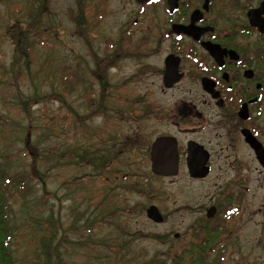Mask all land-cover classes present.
<instances>
[{
    "label": "rangeland",
    "instance_id": "374dc122",
    "mask_svg": "<svg viewBox=\"0 0 264 264\" xmlns=\"http://www.w3.org/2000/svg\"><path fill=\"white\" fill-rule=\"evenodd\" d=\"M138 9L134 0H0V163L27 178L23 195L7 194L16 264H41L54 224L69 264H174L197 240L193 221L221 181L151 172L150 144L175 133L169 113L190 84L163 89L160 11L141 18L153 31H122ZM150 205L161 223L146 217ZM259 218L241 231L264 235Z\"/></svg>",
    "mask_w": 264,
    "mask_h": 264
},
{
    "label": "flooded vegetation",
    "instance_id": "af4514ba",
    "mask_svg": "<svg viewBox=\"0 0 264 264\" xmlns=\"http://www.w3.org/2000/svg\"><path fill=\"white\" fill-rule=\"evenodd\" d=\"M134 1L139 9L122 31H153L141 18L160 11L163 89L190 84L171 121L163 118L175 133L155 137L149 159L158 137H173L178 172L221 181L193 221L197 240L181 250V264H264V235L241 231L253 215L264 227V0ZM167 58L179 75L171 86L163 80Z\"/></svg>",
    "mask_w": 264,
    "mask_h": 264
},
{
    "label": "trees",
    "instance_id": "16d2710c",
    "mask_svg": "<svg viewBox=\"0 0 264 264\" xmlns=\"http://www.w3.org/2000/svg\"><path fill=\"white\" fill-rule=\"evenodd\" d=\"M30 18L32 16H29ZM36 18H31L35 21ZM32 26V25H31ZM34 28L37 27L33 24ZM27 179V178H26ZM26 179L22 173L15 175L8 174L7 170L2 167L0 163V264H16L13 260L10 251V243L12 237L11 226H9V203L7 194L10 189L23 195L26 190ZM29 179V178H28ZM57 226L54 224L53 228L46 236L40 240V256L41 264H69L62 258V251L60 248L63 243L55 241L57 235ZM182 258H174V264H181Z\"/></svg>",
    "mask_w": 264,
    "mask_h": 264
},
{
    "label": "water",
    "instance_id": "95a60500",
    "mask_svg": "<svg viewBox=\"0 0 264 264\" xmlns=\"http://www.w3.org/2000/svg\"><path fill=\"white\" fill-rule=\"evenodd\" d=\"M145 1V0H138ZM179 32V31H177ZM179 78L177 73V63L173 65L168 63L166 59V69L163 76L165 86H171L175 80ZM175 138L173 137H158L151 146L150 151V169L154 175L158 176H175L178 172V163L176 157ZM146 217L156 223L163 221L158 208L150 205L146 210ZM178 236L177 234L175 235Z\"/></svg>",
    "mask_w": 264,
    "mask_h": 264
}]
</instances>
